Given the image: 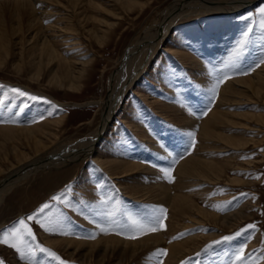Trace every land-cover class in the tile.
<instances>
[{
    "label": "rangeland",
    "instance_id": "374dc122",
    "mask_svg": "<svg viewBox=\"0 0 264 264\" xmlns=\"http://www.w3.org/2000/svg\"><path fill=\"white\" fill-rule=\"evenodd\" d=\"M98 1L102 6L98 9L87 8L85 12L87 16H98V19L92 17L89 21H83L82 16L76 15L74 10L60 4L35 0L36 15L40 17V21L43 20L41 23L44 27L61 17L69 16L68 14L76 15L71 18L77 30L74 31L75 34H68L71 40L65 42L63 54L76 56V71L86 66L82 89L77 92L51 81L49 69L44 67L39 71L31 63L28 49L34 42L28 41L33 34L28 15L19 12L12 0H0V35H6L10 39V53L0 63V125L34 126L48 119L58 120L64 115L65 121L58 130L59 141L64 144L70 141L80 144L100 124L103 108L110 99L114 85L116 87L121 84L122 74L126 72L122 73L126 62L132 63L134 55L132 51L131 56L128 52L138 45L133 43L156 27L157 20L172 0H140L132 8L121 6L120 2L113 0ZM202 2L197 5L198 11L194 10V13L188 14L173 26L166 41L150 57L145 73L129 86L121 105L111 118L104 136L106 145L97 144L95 149L107 152L106 154H121L144 165L147 169L139 177L145 181L147 179L146 182L166 180L172 191L177 179V164L195 151L198 155L216 154L218 161L232 159L227 175L237 179V182L222 180L210 184L203 180L191 189L205 210L221 217L230 215L233 219L225 222L221 219L215 223L206 220L194 226L179 228L167 238V243L194 236L203 237H198L197 243L205 239L199 249L188 253L177 264H264V123L248 122L251 128L249 126L247 129L234 125L222 127L228 135L244 137L245 146L231 147L223 142L213 141V147L204 148L203 141L198 138L200 124L192 128L190 123L177 120L181 111L182 115L199 122L205 119L215 103L220 101L218 93L229 79L250 75L264 63V27L261 26L258 12L260 7H264V0H252L240 9H237L239 0ZM204 2L209 4L204 5ZM225 9L236 13L230 14L231 16L222 14ZM110 22L114 24L108 25ZM211 30H220V33L210 39ZM46 31L48 37L57 40V43L61 39L60 32L55 35L58 31ZM95 31L102 32L101 37H95ZM176 49L188 50L193 60L180 57ZM199 60L205 66L198 72ZM83 62L86 64L82 65ZM159 72H163V75L159 76ZM202 72L209 77L207 84L197 75ZM13 89H20L29 95H18ZM242 98L235 105L222 103L221 109L226 108L231 113H264V100H248L246 96ZM164 103L173 106L174 111L167 110L166 113ZM244 119L245 117L238 120H248ZM132 123L139 124L141 130L152 139L141 137ZM6 144L10 150L11 141ZM221 145L225 148H218ZM22 149L31 154L34 152L29 145H24ZM3 152L0 151V164L4 168L10 166L12 161H17L12 152L11 162L2 159ZM47 158L45 155L40 160ZM37 160L27 163H39ZM150 168L157 171L152 172ZM4 171L0 172V180L8 175V171ZM35 172L39 171L27 172L19 183L2 195L0 234L17 225L20 219L34 216L44 204L47 203L50 207L36 219L26 220L33 231V238H29L30 247L25 246L24 255L11 246L19 241L9 238V243H0V264H100L96 257L90 262L86 257L78 260L77 257L69 256L65 251L48 245L45 237L90 236L92 229L87 227L89 224L86 221L91 215L93 221L100 222L110 234L132 240L141 233L129 227L133 221L161 231L168 219V209L161 208L160 202L151 204L147 200L129 196L124 185L120 184L121 181L110 175L93 157L69 163L62 168H52L37 174ZM132 178L127 179L130 181ZM53 197L61 199L54 200ZM154 212L162 217L157 224H152L150 220ZM250 224L255 225V229L248 228ZM224 237L232 238L225 240ZM38 246L55 252L59 259L41 252ZM238 254H243L245 259L238 260ZM163 255L161 252L157 255V260H162L160 264L164 263ZM110 263L138 264L121 261L117 257H112L103 264Z\"/></svg>",
    "mask_w": 264,
    "mask_h": 264
},
{
    "label": "bare ground",
    "instance_id": "6f19581e",
    "mask_svg": "<svg viewBox=\"0 0 264 264\" xmlns=\"http://www.w3.org/2000/svg\"><path fill=\"white\" fill-rule=\"evenodd\" d=\"M41 1L48 3L50 2L51 4H60V6L62 7L74 10L76 15L82 16L83 21H89V19H91L92 17L98 19V16H95L93 14V16H87L85 12H87V8L98 9L100 6H102V4L98 0ZM113 1H115L116 3L120 2L121 6H124L126 8H132L135 3L140 2V0ZM202 1L203 0H172L170 6L165 11H163V14L160 13L161 15L157 20L156 27L154 29L152 28L150 31H147L144 36L140 38L138 37V42L133 43L138 45H136V48L135 46L134 48L132 47L133 50L131 49L128 52L130 54V52L132 51V55H134V58L131 60L132 63L126 62L123 68L122 73H124L125 70L127 73L125 72L124 75L122 74L120 85L116 87L114 85V88L110 93L109 101L107 103L105 102L106 104L102 111V120L100 124H98L93 132H91V134L87 136L85 141L81 142L80 144L73 143V141L64 144L63 142L59 141L58 130L65 121L64 115L58 120L48 119L45 122L36 124L34 126H15L13 124L0 125V151H4L2 159L11 162L10 156L12 152L17 160L16 162L12 161L11 165L5 168L0 164V172H3L4 170L8 171V175L0 180V201L2 199V195L6 194V192H9V189H11L16 183H19V181L27 174V172L30 173L32 170L43 172L52 168L58 169L67 166L69 163L93 157L96 162L100 163L108 170L110 175L116 178V180L119 179L121 181L120 184L124 185L123 188L129 196L136 198L137 200H147L151 204L160 202L159 205L161 208L168 209V219L163 230L148 231L146 228L145 231L143 233H140V236L136 239H122L123 237L121 238V236L119 237L116 235H112L106 231L105 226L100 225V222L98 221H93V217H90L91 215H87L89 216L87 217L88 221H86V223L89 224L87 227L92 229L90 231V236L88 235L87 237L78 238L74 237L73 235H64L61 238L55 237L53 239L47 236L45 237V239L48 245L57 247L58 249L65 251L69 256L77 257L78 260L85 259L86 257L89 258L90 262H92L93 258L96 257L97 262L100 264L107 262L112 257H117V259H120L121 261H130V263L160 264L161 259L157 260V255H159L160 252L167 251L166 255H163V264H177L179 263L178 261L181 258L185 257L188 253L196 251L205 242L204 239L201 242L202 244L200 242L197 243L196 239L200 236H194L185 240L177 241L175 243H167V238L173 235L177 231V229L194 226L195 224H199L203 221L205 222L206 220L214 221L215 223L217 221H221V219H223V222L233 219V217H230V215L221 217L205 210L198 203L195 196L196 193L191 189L193 185H197L203 180L206 182H210V184L217 183L222 180L237 182V179L230 178L227 175V169L233 163L232 159H224L222 161H218L216 160V154L212 153L208 156H206L207 154L198 155V152L195 151L193 154L188 155V157L182 159L177 164V179L174 185V191H172L170 189L169 182H167L165 179V182H153L151 180L146 182L147 179L145 181L144 179L139 177L140 173L143 171L145 172V170L147 169V167H145L144 165L134 162L133 160L131 161L129 158H127V156L121 154H106L107 152L103 153L100 152L99 149H95V146H98L97 144L103 143L104 145H106L105 142L107 140L104 141V136L106 135L105 133L109 128L111 118L117 112L119 106L121 105L124 94L126 93L129 86L132 85L136 79L142 76L143 73H145L150 57L153 56V54L159 49L162 42L166 41V36L172 30L173 26L178 24L188 14L190 15L191 13H194V10L198 11L199 9L197 8V5L201 4ZM250 1L252 0H239L237 9L248 5ZM12 2L16 5L15 7L19 12L28 15L30 23L29 25L33 32L32 36L29 37L30 40L28 41L34 42V44H32L28 49V57L31 63L34 66H37L39 71L44 67L49 69V71L51 72V81H56L61 84L62 87L67 86L70 89H74L79 92L82 89V79L86 73V66H83L80 70L76 71L74 69L76 56L73 57V54L72 57H70L69 54V56H65L63 54V46H65V42L71 40L68 38V34H75L74 31L77 30L73 25L74 23L72 19L73 16L76 15L68 14L69 16L61 17L60 19H57L58 21L56 20L54 21V23L48 24L46 25V27H44L43 23H41L43 20L40 21V17H37L36 15L37 11L35 8V0H12ZM208 4L209 3L204 2V5ZM144 6L145 5L143 4L142 9H144ZM46 10L49 9H47L46 7ZM218 13L221 12L218 11ZM223 13L230 15L233 13L235 14L236 12L232 11L231 9H225L222 14ZM111 24L114 23H108V25L112 26ZM19 30L21 31V29ZM46 30L58 31L55 35H57L59 32L61 33V39L58 40V43L57 40L48 37L49 35L47 34ZM212 30L209 35L210 39H212L215 34L217 35L220 33V30H218L217 32H212ZM100 33L102 32H93L95 37H101ZM9 42L10 39L8 36L0 35V63L4 62L6 60V57L10 53ZM175 51L176 53L178 52L180 57L184 58L185 60H193V56L187 52L188 50L185 51L184 49H176ZM85 62H83L82 65L86 64ZM199 62L200 63L198 64V66L200 68L197 69L198 72L202 71V67L205 66L202 60H199ZM162 75L163 72H159V76ZM197 75H200V79L203 82H205L206 84L208 83L209 77L207 74H203L202 72L201 74L199 73ZM168 88L172 90L170 86H168ZM243 96H246L248 100H255V98L264 100V63L256 67V70L250 73V75L234 78L231 80L229 79V81H227V83L222 87V89H220L218 93L220 101H217L215 103L214 108L210 111L209 115L205 119H202L199 122L197 119L182 115L183 112L181 111L182 113H178L177 120L179 119L178 121H185L187 124L190 123L192 128H195L197 124H200V131L199 134H197L199 136L198 138L203 141L202 144L204 148L205 146L213 147V141L223 142L224 145H230L231 147L243 145L245 146L246 140L244 139V137L237 136V134L228 135L224 133L222 127L226 125H234L238 128L247 129L250 126V123L248 122L257 121L259 124H262L264 123V113H231L229 111H226V108L224 110L221 109L222 103L235 105L238 104L236 101H240L243 99ZM163 109L164 111H166V113L167 110L169 112L174 111L173 106L167 105L166 103H164ZM244 117L246 120L248 119L246 122L238 120L239 118ZM128 123L131 122L128 121ZM132 124H134L136 131H138V133L140 132L139 134L141 137L149 138L150 140L152 139V137L150 136V138L145 131L141 130L139 124ZM7 141H11L12 146L10 150L8 149V146L6 147ZM153 143L155 145L154 141ZM204 143L208 145H205ZM24 145H29L32 149H34L33 154L25 149L23 150L22 147ZM222 145L218 146V148H225V146ZM108 146L111 147V145ZM156 148H159V146H157ZM45 155L48 156V158L40 160ZM229 157H231V155ZM34 159H38L39 163L36 161L30 162L29 164L27 163ZM236 163L237 162H235V165ZM149 170L154 172L156 169L150 168ZM131 177L133 178L128 181V179ZM85 232L89 233V230H86ZM210 238L211 237H209V239ZM192 244H194V247H192ZM161 248H163L162 251L160 250Z\"/></svg>",
    "mask_w": 264,
    "mask_h": 264
},
{
    "label": "snow or ice",
    "instance_id": "6c2138e0",
    "mask_svg": "<svg viewBox=\"0 0 264 264\" xmlns=\"http://www.w3.org/2000/svg\"><path fill=\"white\" fill-rule=\"evenodd\" d=\"M258 12L261 16V26L264 27V7H260L258 9ZM12 91L18 95H24V96L29 95L26 92H22L20 89H13ZM31 98H35V97H31ZM165 171L167 172L168 170H165ZM53 199L54 200H60L61 197H53ZM49 207H50V205L46 203L43 206H41L40 209H38L37 213L34 216H28L24 219H20L17 222V225H14L11 229L7 230V232L0 234V243H5V244L9 243V238H11L13 241H19V243H12L11 246L13 248H16L17 251L21 252V254L24 255L25 246L30 247L29 238H33V231L28 226V224L26 223V220L36 219L40 214H42L45 211V209H48ZM164 211L166 212V210H164ZM161 219H162V217L157 215L155 212L152 214V216L150 218L152 224L159 223V221ZM129 227L133 230L140 231L141 233H143L146 228L148 231H155L156 230L155 227H150V226L144 225V224H138L135 221H133V223ZM247 227L250 229H255L256 226L253 224H250ZM231 238L232 237H224L223 239L228 240ZM38 247H40L41 252L47 253L55 259H59L57 254L55 252L51 251L50 249L43 247V246H38ZM161 254L163 255L166 253L161 252ZM237 258H238V260H244L245 259L243 254H238ZM62 264H67V262H62Z\"/></svg>",
    "mask_w": 264,
    "mask_h": 264
}]
</instances>
